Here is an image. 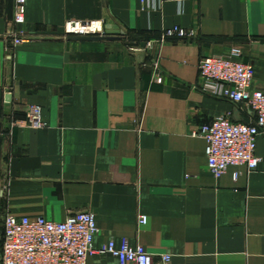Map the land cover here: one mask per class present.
Instances as JSON below:
<instances>
[{
    "label": "crops",
    "instance_id": "obj_1",
    "mask_svg": "<svg viewBox=\"0 0 264 264\" xmlns=\"http://www.w3.org/2000/svg\"><path fill=\"white\" fill-rule=\"evenodd\" d=\"M14 15L15 0H0L1 218L91 212L97 247L127 238L154 264H264V137L256 171L217 179L193 136L222 116L250 122L203 90L198 66L239 49L264 90V0H27L23 26ZM69 21L124 35L65 36ZM174 26L196 35L161 42ZM31 106L44 127L24 124Z\"/></svg>",
    "mask_w": 264,
    "mask_h": 264
},
{
    "label": "built area",
    "instance_id": "obj_2",
    "mask_svg": "<svg viewBox=\"0 0 264 264\" xmlns=\"http://www.w3.org/2000/svg\"><path fill=\"white\" fill-rule=\"evenodd\" d=\"M144 2L145 0H141ZM164 2L167 0H159ZM27 0H15V27L26 22ZM65 36L96 37L106 34L101 21H69L64 27ZM16 43L24 39L23 32H12ZM195 31L174 26L162 36L161 42L171 38L189 39ZM153 45L148 42L139 51ZM199 77L203 90L211 97L245 106L250 113V122H236L231 116H222L202 125L193 133L206 142V158L210 173L217 179L232 168L256 171L262 161L257 154L258 139L264 137V90L252 88L256 70L252 64L242 60V52L233 49L226 55L204 57L199 62ZM161 82L162 78L158 77ZM33 128L46 124L42 109L31 106L27 121ZM15 126L17 123L14 124ZM240 172L233 173L237 180ZM141 225L148 222L146 216L139 218ZM3 238L0 242V264H88L93 256H111L120 264H154L153 257L142 245H134L122 238L118 244L110 240L96 246L99 226L91 212H79L65 221L54 222L45 217H14L3 219ZM163 264L171 262L170 256L162 258Z\"/></svg>",
    "mask_w": 264,
    "mask_h": 264
},
{
    "label": "water",
    "instance_id": "obj_3",
    "mask_svg": "<svg viewBox=\"0 0 264 264\" xmlns=\"http://www.w3.org/2000/svg\"><path fill=\"white\" fill-rule=\"evenodd\" d=\"M108 34L124 35V32L120 31L117 26H106Z\"/></svg>",
    "mask_w": 264,
    "mask_h": 264
},
{
    "label": "rangeland",
    "instance_id": "obj_4",
    "mask_svg": "<svg viewBox=\"0 0 264 264\" xmlns=\"http://www.w3.org/2000/svg\"><path fill=\"white\" fill-rule=\"evenodd\" d=\"M3 219L4 218H1L0 217V237L2 236V231H3V223H2L3 222Z\"/></svg>",
    "mask_w": 264,
    "mask_h": 264
},
{
    "label": "trees",
    "instance_id": "obj_5",
    "mask_svg": "<svg viewBox=\"0 0 264 264\" xmlns=\"http://www.w3.org/2000/svg\"><path fill=\"white\" fill-rule=\"evenodd\" d=\"M1 242V241H0Z\"/></svg>",
    "mask_w": 264,
    "mask_h": 264
}]
</instances>
